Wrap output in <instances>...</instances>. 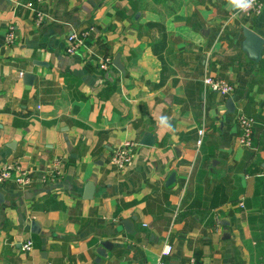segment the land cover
<instances>
[{
    "label": "crops",
    "instance_id": "1",
    "mask_svg": "<svg viewBox=\"0 0 264 264\" xmlns=\"http://www.w3.org/2000/svg\"><path fill=\"white\" fill-rule=\"evenodd\" d=\"M242 27L263 38L257 60ZM71 30L87 36L68 53ZM206 74L233 85L231 112ZM239 113L255 149L237 142ZM6 161L30 179L0 184V264H153L165 243L166 264H264V0L237 16L227 0H0Z\"/></svg>",
    "mask_w": 264,
    "mask_h": 264
},
{
    "label": "built area",
    "instance_id": "2",
    "mask_svg": "<svg viewBox=\"0 0 264 264\" xmlns=\"http://www.w3.org/2000/svg\"><path fill=\"white\" fill-rule=\"evenodd\" d=\"M263 7V0H255L254 6L246 12V14H258ZM245 13V12H242ZM12 31L11 29L7 30L5 33V42L12 41ZM87 36V30H71L66 34L67 45L65 51L71 53L77 49L79 46H83V39ZM109 62V57L104 56L99 61L98 65L100 68H105ZM203 84L210 90L219 93L220 95L229 96L233 90V85L228 81L213 77L208 74L202 77ZM236 122L239 127V134L237 136V142L250 149H255V146L252 143V126L253 119L246 114L239 113L236 117ZM203 133V128L199 127L196 130V139L195 143L199 144L201 142V136ZM135 142L129 139L120 141L115 145L109 155V160L116 168H122L130 162L133 146ZM53 168H55L53 166ZM30 176L29 173L21 164L17 161H6L0 163V184L4 183L7 180H12L20 186L26 185L29 182ZM241 205V203H240ZM31 247V241L29 239L21 243V248L27 250ZM171 251V245L169 243L163 244L161 247L158 257L153 264H166L165 258ZM49 264V263H48ZM66 264V263H59ZM185 264H195L194 259L189 258Z\"/></svg>",
    "mask_w": 264,
    "mask_h": 264
},
{
    "label": "water",
    "instance_id": "3",
    "mask_svg": "<svg viewBox=\"0 0 264 264\" xmlns=\"http://www.w3.org/2000/svg\"><path fill=\"white\" fill-rule=\"evenodd\" d=\"M242 35H243V39L241 41V49H243L246 54L247 57L252 59V60H257L259 58L260 52H261V47H262V42H263V38L258 35L256 32H254L253 30L246 28V27H242ZM111 63L120 71H122V65L119 61V56L118 53H116L115 55H113L112 59H111ZM27 77L28 79L31 77L30 73H23V77ZM227 111L231 112L233 110V103L231 100L230 96H227V98L225 99V103H224ZM148 136L146 135L144 137V141L141 140V142L144 143H149L148 141ZM173 172H170L169 175L166 178L165 182H171L173 179ZM89 187L91 188L90 184ZM87 185L85 184V189L87 190ZM89 192V191H88ZM2 201V195L0 193V202ZM133 219V216H129L128 218H123L121 219V224L123 225L125 231H131V221ZM109 247V243L107 241H102L101 243H99L96 246V253L99 255H105V248Z\"/></svg>",
    "mask_w": 264,
    "mask_h": 264
},
{
    "label": "clouds",
    "instance_id": "4",
    "mask_svg": "<svg viewBox=\"0 0 264 264\" xmlns=\"http://www.w3.org/2000/svg\"><path fill=\"white\" fill-rule=\"evenodd\" d=\"M255 4V0H227V5L229 10L232 11L233 16L239 15L241 12H247ZM159 124L165 127H171L168 124V117L161 116L159 119Z\"/></svg>",
    "mask_w": 264,
    "mask_h": 264
}]
</instances>
